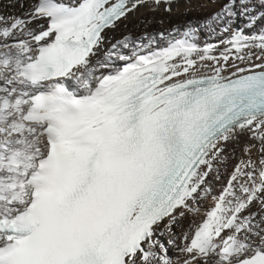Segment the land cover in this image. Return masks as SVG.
Segmentation results:
<instances>
[{
    "label": "bare ground",
    "instance_id": "bare-ground-1",
    "mask_svg": "<svg viewBox=\"0 0 264 264\" xmlns=\"http://www.w3.org/2000/svg\"><path fill=\"white\" fill-rule=\"evenodd\" d=\"M70 1L74 4L80 0ZM116 1H108L104 7ZM38 2L0 0V219L17 220L18 214L33 203L41 171L52 159L56 142L51 137L56 129L54 124L40 120L43 115L52 114L42 110L47 97L54 96L65 104L86 99L95 107L96 114H100L109 107L105 103L107 93L139 77L147 76L152 83L150 88L158 93L198 76H221L227 80L264 70V22L258 25L255 14L261 5L258 0H125L124 13L102 30L82 63L63 77L35 81L31 77L32 68L46 60L61 31L58 20L41 10ZM225 5L230 7L232 16L228 29L220 33L212 28L211 18ZM92 26L75 35L89 31ZM111 118L103 119L98 125ZM239 141L248 143L242 158L255 162H252L253 170L257 169L258 150L264 141V115L227 130L203 149L188 181L171 204L158 214L156 222L142 233L123 264H137L136 257H139L138 264H143L151 252L147 264L221 263L210 261L213 257L230 264L264 251L259 248L264 246V234L260 233L262 239L259 231L250 229L249 218L240 217L242 190L252 193L253 198L254 194L264 193L252 187L251 168L246 170L245 162L236 166L245 173L243 179L237 171L232 181L228 180L230 175L226 177L223 187L219 185L222 181L215 177L222 155ZM65 145L70 149L79 147L75 142ZM204 175L209 180H202ZM210 179L216 180L219 187ZM229 186L235 188L229 190ZM208 196L209 201L218 200L219 205L201 209L200 197L207 199ZM196 201L200 204H195ZM245 203L251 210L255 206L249 199ZM191 205L193 210L198 206L202 211L196 225L192 220L183 223L185 217L191 218L197 212L190 210ZM259 223L262 225L264 221ZM172 226L178 232H173ZM155 229L157 234L162 233L158 239L153 238ZM166 241L171 242L174 250L170 262L157 252V244L162 250ZM10 246L11 242L0 236V264L11 262L1 256V250ZM234 253L246 255L230 261Z\"/></svg>",
    "mask_w": 264,
    "mask_h": 264
},
{
    "label": "rangeland",
    "instance_id": "rangeland-1",
    "mask_svg": "<svg viewBox=\"0 0 264 264\" xmlns=\"http://www.w3.org/2000/svg\"><path fill=\"white\" fill-rule=\"evenodd\" d=\"M57 1H61V2H70L71 3V1L70 0H57ZM258 2H259V4H261V5H258V8L255 10L256 12H255V14H256V16H257V18L259 19H257V24L258 25H261V24H263V22H264V0H261V2H260V0H258ZM73 4V3H72ZM75 4V3H74ZM261 6V7H260ZM215 16H213V18H215L214 20H213V18H211L212 19V22H211V25H212V28L215 30V31H217V32H220V33H222V32H224L225 31V29H228V23H229V21H230V19H231V16H232V14H231V11H230V7L229 6H227V5H225V6H223L222 7V9H220V10H218L217 9V12L214 14ZM259 22H261V23H259ZM221 30V31H220ZM75 80H77V78H75ZM34 138L35 137H33V138H31V141H33L34 140ZM246 141H242V143L239 141L238 143L240 144H237L234 148H232V149H230V151L228 152V151H226V152H224V153H226V154H223L222 155V158L220 159V160H222V161H220V165L218 166V169L216 170V179H218L220 182L222 181V184H219L221 187H223L224 186V180L225 179H227L226 177L228 176V175H230L231 177H229V178H231V179H229L228 178V180H233L234 179V173L235 172H237L238 171V168L237 167H239V165H242L244 162H245V164L244 165H246L245 166V168H246V170H247V168H251V172H252V178H253V181H252V187H254V190H256V189H258L259 191H261V190H264V188H262V187H264L263 185H264V180L261 182V180H262V176L264 177V141H263V143H262V146H261V150H258V152H260L259 153V159L257 160L259 163H256V166L258 167L257 169H259V170H257V169H254L253 170V168H254V164L253 163H255V162H253V161H251L250 159L248 160H244V158H242V153H244L245 151H246V149L248 148L247 146H248V143H245ZM247 144V145H246ZM243 145V146H242ZM36 146V145H35ZM34 146V147H35ZM243 147V150H242V147ZM239 147V148H238ZM238 148V149H237ZM232 151V152H231ZM244 151V152H243ZM43 154H45V152L43 151V153H42V155ZM240 155V156H239ZM238 156H239V158H238ZM241 158V159H240ZM41 159V158H40ZM243 159V160H242ZM263 159V160H262ZM240 160V161H239ZM38 161V160H37ZM242 161V162H241ZM253 162V163H252ZM261 162V163H260ZM249 164H253V165H250V166H248ZM261 164H262V166H261ZM234 165V166H233ZM237 166V167H236ZM253 166V167H252ZM261 166V167H260ZM236 167V168H235ZM262 168V169H260V168ZM245 168H243L242 170H244ZM235 170V171H234ZM256 170V171H255ZM263 170V171H262ZM242 171L240 170V171H238L237 172V174L239 175V178L240 179H243V177H244V174L245 173H241ZM251 172H249V173H251ZM259 172V173H258ZM229 173H231V174H229ZM240 173V174H239ZM233 174V175H232ZM257 175V176H256ZM260 176H261V178H260ZM224 177V178H223ZM202 178V180H206V179H208L209 180V177L207 178V176H202L201 177ZM257 178V179H256ZM259 178H260V180H259ZM221 179V180H220ZM258 180V184L256 183V180ZM217 180V181H218ZM216 180H213V179H210V182H213V184L215 185V187H219V186H217V183L215 182ZM260 181V182H259ZM256 183V184H255ZM261 184V185H260ZM230 188H229V190H232V189H234L235 188V186L233 187V186H229ZM256 188V189H255ZM244 190V189H243ZM242 190V192L244 193V198L242 197V198H240L239 199V201L240 202H242V211H241V213H240V215H242V216H240L241 217V219L242 220H246V219H248V221H249V224L251 225V230L253 231V232H255V233H257L258 231H259V237H261L262 239H263V237L261 236V234H264V223L262 224V225H259L260 223L259 222H261V220L262 221H264L263 219H264V193H261L260 194V196H258L257 194H254V195H256V196H254V198L252 197V193H249V191H248V193L247 192H245V191H243ZM248 190H250V188L248 189ZM2 191H4V189L2 190ZM218 191V190H217ZM252 192H253V189H252ZM246 194V195H245ZM210 196H208L207 197V199H203V197H200V198H202V205H203V207L201 208V207H199V208H201V209H207V207L208 206H210V205H219V201L218 200H211V201H209L208 200V198H209ZM238 197H236V199H237ZM249 199L250 201H252L254 204H255V206H254V208H252V210H251V208H248L249 206L248 205H246V203H245V200H247V199ZM242 199H244V200H242ZM256 200V201H255ZM209 201V202H208ZM227 202L229 203V204H231V200L230 199H227ZM198 203V201H196L195 202V204H197ZM198 204H200V203H198ZM197 204V205H198ZM25 204L23 203V204H21V205H19L20 206V208L22 207V206H24ZM263 205V206H262ZM248 206V207H247ZM197 208H198V206H196ZM246 207V208H245ZM20 208H18V210L20 209ZM189 208H190V210L191 211H197V212H194L195 213V216H193V217H191V218H187V217H185L184 219H183V223H188V221L189 220H192L193 221V225H196L197 223H199V220L201 219V213H202V211L200 210V209H195V210H193V207H192V205H191V207L189 206ZM248 208V209H247ZM189 210V211H190ZM249 210V211H248ZM201 212V213H200ZM244 212V213H243ZM247 212V213H246ZM13 213V212H12ZM251 213V214H250ZM262 213V214H261ZM243 214H245V215H243ZM248 214V215H247ZM259 215H261V216H259ZM262 215H263V217H262ZM247 216V217H246ZM231 217H232V219H234L235 218V216L233 215H231ZM242 217H244V218H242ZM261 226H262V228H261ZM260 228V229H259ZM258 229V230H257ZM159 230H162V227H160L159 228ZM171 230L174 232H178L177 230H176V228L174 227V226H172L171 227ZM260 230L262 231V232H260ZM261 233V234H260ZM159 234H162L161 232L159 233ZM159 234H157V231H156V229H155V233H154V236H153V238H155V239H158V238H160V235ZM179 237V236H178ZM179 239L181 240L182 239V237H179ZM166 244V245H165ZM165 244L162 246L163 247V249L162 250H160V247H159V244H157V252L161 255V256H163V257H166L167 258V260L170 262V261H172L173 260V258H174V250H173V247H171L172 245H171V242H169V241H166L165 242ZM259 248L261 249V248H264V246H260L259 245ZM226 250L228 251L229 249H227L226 248ZM163 251V252H162ZM250 252L251 251H249V253H247V254H250ZM244 256V255H246V254H241V253H234V254H232V256L233 257H231V259H230V261L231 260H234V259H237L238 257H240V256ZM150 257H152V252H151V254L148 256V260L145 262V263H143V264H147V263H149V259H150ZM138 259H139V257H136V259H135V261H136V263L138 264ZM157 261H158V263H160V258L159 259H157ZM210 261H214V262H217V261H220L221 263H224L225 262V260L224 259H222V258H217V257H213ZM209 261V262H210ZM213 263V262H212ZM197 264H202V262L201 261H199V263H197Z\"/></svg>",
    "mask_w": 264,
    "mask_h": 264
}]
</instances>
